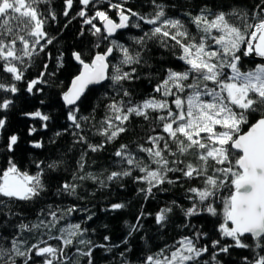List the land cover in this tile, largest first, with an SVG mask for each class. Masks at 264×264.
<instances>
[{
  "label": "snow or ice",
  "instance_id": "obj_1",
  "mask_svg": "<svg viewBox=\"0 0 264 264\" xmlns=\"http://www.w3.org/2000/svg\"><path fill=\"white\" fill-rule=\"evenodd\" d=\"M129 2L0 0V264H98L97 249L107 255L122 246L118 264H131L130 242L153 216L144 205L177 185L184 189L188 206L172 200L155 212L154 223L162 231L178 207L180 227L189 232L156 251L141 236L147 251L139 264H225L224 257L236 250L249 253L238 264H264V0L243 5L237 0H189L179 16L168 12L176 3L149 0L151 11L141 12ZM61 16L66 20L63 29L79 21L77 42L57 47L55 69L50 70L49 46L60 43V33L49 29ZM132 29L140 34L130 35V44L121 42L120 35ZM153 47L178 64L163 68L151 92L138 99L130 86L144 78L140 69L153 67ZM42 54L40 70L29 78ZM73 67L70 83L58 93L67 123L46 145L39 134L47 133L57 118L36 103L47 105L44 87H55L57 73ZM147 77L151 79V71ZM94 86L110 90L104 93L100 120L95 117L100 103L89 115L81 110ZM17 115L39 121L38 127L33 123L27 128L31 139L22 142L11 130V118ZM134 118L150 128L144 142L120 144L106 174L86 171L88 154L114 144ZM89 132L101 141L91 142ZM65 134L81 150L71 180L57 182V197H77L81 185L76 181H91L101 189H123L129 179L140 185L136 195L144 203L118 243L109 235L103 243L91 238L83 225L96 213L88 208L47 204L34 220L23 219L18 211L44 198L48 181L54 179L51 173L69 168L62 156L39 159L27 150L42 154ZM25 155L32 159L26 162ZM127 206L113 202L102 211L119 214ZM77 212L87 215L70 222ZM199 217L212 218L213 229L193 223Z\"/></svg>",
  "mask_w": 264,
  "mask_h": 264
},
{
  "label": "trees",
  "instance_id": "obj_2",
  "mask_svg": "<svg viewBox=\"0 0 264 264\" xmlns=\"http://www.w3.org/2000/svg\"><path fill=\"white\" fill-rule=\"evenodd\" d=\"M116 2V0H114ZM159 2L165 3H176L177 8H169V15L179 16L180 13L184 10L182 5L188 3L189 0H159ZM195 3H200V0H194ZM218 0H208L209 4H215ZM55 3H59V0H55ZM237 3L250 4L251 0H237ZM129 6L134 10L141 12L151 11V5L149 0H130ZM106 7V5H105ZM113 18H115V13H111ZM66 22L65 18L60 17V23L58 25L50 26L51 34H58V39L60 43L56 46H49V50L52 52L53 61L50 64V70L55 69V56L57 55V47H62L64 45H73L76 41V35L80 27L78 20L73 21L67 29H63V24ZM135 29L126 30L123 34L120 35L119 39L121 42L129 43L128 37L130 35H139ZM43 58H38L36 64L33 68L27 73L29 78H33L37 75L40 70V61ZM152 64L153 67L149 70L147 68L140 69L142 77L140 81H135L130 87L136 93V97L142 98L144 95H147L151 92V89L154 87L157 79L162 78L163 68L168 66H176L177 61L173 60L171 56L163 52V50L153 47L152 50ZM247 63V61H246ZM67 67V66H66ZM76 71L73 67L70 71H61L57 73L58 80L55 87L49 88L44 87V97L46 100H49L47 105L41 106L38 101L36 103L37 107H40L42 111L56 117L50 122V129L47 133H40V136L44 137L45 144L47 145L48 137H51L55 131L61 130L66 125L65 118L61 115V107L58 101V93L62 88L70 83L71 74H74ZM151 71L152 77L149 79L147 73ZM127 86V85H126ZM23 88V85L21 86ZM110 90L105 87H96L90 89L87 93V100L81 105V110L84 115H89L92 113L93 107L97 103L101 104V107L97 109L95 113L96 120H100L104 115V110L102 107L103 96L105 92ZM25 95H27L25 93ZM29 99H32L29 97ZM21 102L17 101V111L19 109V104ZM28 110H34L29 107ZM33 123L36 126H39V121H30L22 116H13L11 118L10 128L12 131L17 132L22 137V142L27 139V128ZM99 126V125H97ZM247 128L245 127V131ZM150 133V128L146 122L142 119L134 118L132 123L129 125V131L122 135L114 144H109L106 148L98 153H89L87 157L88 167L86 171L92 172L94 175H99L101 173L106 174V170H111L112 164L111 161L114 159L112 153L119 147L122 143L130 144L135 146L136 143H143L147 135ZM89 139L93 143H99L101 137L92 135L91 132L88 133ZM73 137L69 134H65L63 137L57 139L56 145L47 146L42 154L39 150L28 149V152H36V158L44 159L45 156H50L56 158L62 156L68 163L69 168L67 171L62 167L58 172L51 173V176L54 179L48 181L49 191L44 194V198L40 201L31 204L21 206L18 211L23 213V219L25 220H34L36 213L40 208L44 207L47 204L57 205L59 204L62 208H67L75 205L77 208H88L90 212L96 213L92 221H89L83 226L89 229V235L95 240L96 243H103V236L109 235L113 242H119L128 231V224L134 223L135 218L141 210V205L144 203L142 198L136 195V189L140 185L133 184L132 181H124L125 187L123 189L110 185L108 188H99L98 185L93 184L91 181H76V183L81 186L78 188L77 197L64 196L57 197L55 190L57 187V182H64L65 180L70 181L72 176V171L76 168V160L79 157L80 146L77 145L75 148L72 147ZM23 147V143H22ZM25 161H29L32 157L25 155ZM21 167H27V163L22 164ZM31 171H35L34 166L31 168ZM174 178V177H173ZM196 182H193L195 184ZM172 200H176L179 205L184 207L188 206V201L184 199V189L179 187H170V190L167 192H158L154 199L149 201L144 205V208L153 213V216L149 217L144 221V230L141 233L135 235L131 240L130 246L132 252L128 254V257L131 261V264H139V260L146 253L147 249L145 248L143 242L141 241V236H145L150 241L151 251H156L165 244L171 245L175 240L179 239L182 235L188 234V229H182L180 225L183 223V215L180 211V208H175L174 214L171 216V223L167 225L165 229L159 231L157 226L154 223V214L165 204H171ZM113 202H123L128 206L119 214H106L102 211L103 208L107 207ZM87 213H73L71 217L68 218L70 222H81ZM212 218L209 217H199L193 218V223H196L199 227L201 223L205 224V231L213 229L212 224L209 222ZM108 224L109 228L105 229L104 225ZM92 229H95V232H92ZM123 251V246L119 249H114L112 253L105 255L103 250H96V259L98 264H118L120 259L119 253ZM244 255H249L248 251L245 250H236L233 253L232 257H224L225 264H238L240 257Z\"/></svg>",
  "mask_w": 264,
  "mask_h": 264
},
{
  "label": "water",
  "instance_id": "obj_3",
  "mask_svg": "<svg viewBox=\"0 0 264 264\" xmlns=\"http://www.w3.org/2000/svg\"><path fill=\"white\" fill-rule=\"evenodd\" d=\"M96 87H99V86H94L93 88H96Z\"/></svg>",
  "mask_w": 264,
  "mask_h": 264
}]
</instances>
